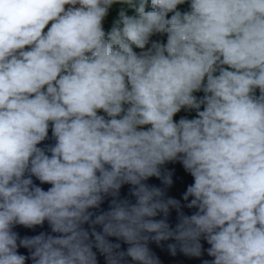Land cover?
<instances>
[{
  "label": "clouds",
  "instance_id": "clouds-1",
  "mask_svg": "<svg viewBox=\"0 0 264 264\" xmlns=\"http://www.w3.org/2000/svg\"><path fill=\"white\" fill-rule=\"evenodd\" d=\"M115 4L136 15L106 33ZM176 161L191 215L147 183ZM202 240L201 264H264V0H0V264H161L150 243Z\"/></svg>",
  "mask_w": 264,
  "mask_h": 264
},
{
  "label": "water",
  "instance_id": "water-1",
  "mask_svg": "<svg viewBox=\"0 0 264 264\" xmlns=\"http://www.w3.org/2000/svg\"><path fill=\"white\" fill-rule=\"evenodd\" d=\"M99 114L104 115V113L100 112ZM55 144V139L52 136V128H51V124L49 126V132H48V138L41 142L40 145H38V147H42L45 148L47 146H52ZM50 155V153H49ZM170 171L172 173V185L170 187H165L161 180L156 178V177H151L149 178V180L147 181L148 184L150 185H155L157 187H162L165 188V192H166V197H172L175 198L177 200L180 201L181 205H182V211L187 214V215H191L194 211H196V209H189L187 207H185L184 205H186V203H188V201H184L183 200V194L186 192L187 187L192 184L194 182V179L191 177V175L189 173H187L182 164L179 161L176 162H169L166 163L163 168L162 171ZM34 183H36L37 185L41 186L44 190H47L49 187H51V185L48 184H43L40 185V182L38 180L35 179V177H33ZM128 185H125L122 187L121 189V196H127L128 195V190H129ZM191 198H189L190 201ZM101 207L105 210H107L108 208V201L106 200L104 204L101 205ZM161 217H157V219H159ZM169 223L174 227L176 222H177V212L175 209L170 210V216H169ZM87 227V226H86ZM14 231H16L19 236L22 238L24 236H35L38 235L40 232H48L50 233L51 230L47 224V222H45V224L43 226H36L34 229H29V228H25L24 226L21 225H17L15 226V228L13 229ZM99 230V228H98ZM113 242H116L115 238H110ZM174 241H166V242H162V247H158L154 242L149 244L150 249L159 257L161 264H201L202 260H211L212 258L209 257L207 255L206 249L208 247H210L206 241H201V243L203 244V247L205 249L202 257L200 258H195V257H187L184 254L180 253L179 250L177 251V254L175 256L171 255L170 252L167 249V244L168 243H173ZM122 248L126 249L127 245L122 244ZM95 251V249H94ZM18 252L20 254H23L25 256L29 255V251L28 249L25 248H18ZM97 258H98V264H105V260L104 257L102 255L99 254V252H97ZM26 264H31V260H27Z\"/></svg>",
  "mask_w": 264,
  "mask_h": 264
},
{
  "label": "trees",
  "instance_id": "trees-1",
  "mask_svg": "<svg viewBox=\"0 0 264 264\" xmlns=\"http://www.w3.org/2000/svg\"><path fill=\"white\" fill-rule=\"evenodd\" d=\"M138 3V0H137ZM124 10L125 13L129 16H135L136 12L134 8L129 7L128 5H123V4H115L112 6V8L109 11L108 16L105 18L104 22H103V27L106 33L110 32L111 29L116 26L117 21L119 20V12L121 10ZM146 10H151V6L150 4L146 6ZM178 10L180 11H188L189 10V4L185 3L183 5H178ZM171 16V13L169 14V18ZM51 26V22L49 23V25L47 27ZM45 31H47V28L45 29ZM152 40H160L164 43H166V36H153L151 38ZM134 51H136L137 53H139L141 50L135 48V46H133ZM257 94L258 90H257ZM194 95H196L197 97L202 96L203 93L202 92H198V93H194ZM102 112V111H101ZM103 113V112H102ZM181 117H187L189 119L195 118L196 117V112L194 110L188 111V110H184L182 109L179 113L176 114V116L174 117V120L178 121Z\"/></svg>",
  "mask_w": 264,
  "mask_h": 264
}]
</instances>
